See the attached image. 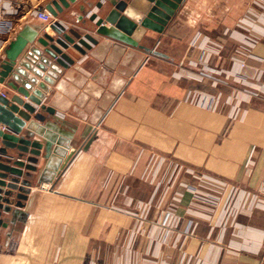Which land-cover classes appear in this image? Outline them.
<instances>
[{
  "label": "crops",
  "instance_id": "0c3cea01",
  "mask_svg": "<svg viewBox=\"0 0 264 264\" xmlns=\"http://www.w3.org/2000/svg\"><path fill=\"white\" fill-rule=\"evenodd\" d=\"M49 1L30 0L5 50L19 34H54L28 13ZM263 6L184 0L165 33L143 40L164 55L110 42L81 55L54 130L78 153L60 173L52 152L43 178L14 191L0 264H178L182 252L188 264H264ZM79 14L74 8L64 22L79 28ZM207 54L226 83L197 74ZM216 97L218 109L201 104ZM174 162L239 188L237 209L213 212L182 247L175 222L185 211L169 207L174 190L164 201L160 186ZM191 200L185 193L183 204ZM165 212L168 226L157 222Z\"/></svg>",
  "mask_w": 264,
  "mask_h": 264
},
{
  "label": "water",
  "instance_id": "95a60500",
  "mask_svg": "<svg viewBox=\"0 0 264 264\" xmlns=\"http://www.w3.org/2000/svg\"><path fill=\"white\" fill-rule=\"evenodd\" d=\"M183 2L50 0L45 8L55 18L54 34L43 32L32 39L19 34L10 42L0 61V230L8 226L14 191L43 178L52 152L60 157L55 164L60 173L78 153L74 143L54 132L60 122L56 105L67 93L70 67L87 51L109 42L164 55L143 40L148 31L165 33ZM74 8L80 12L79 28L64 22Z\"/></svg>",
  "mask_w": 264,
  "mask_h": 264
},
{
  "label": "rangeland",
  "instance_id": "374dc122",
  "mask_svg": "<svg viewBox=\"0 0 264 264\" xmlns=\"http://www.w3.org/2000/svg\"><path fill=\"white\" fill-rule=\"evenodd\" d=\"M260 9L264 11V6L260 7ZM244 28H248L246 23L244 24ZM214 56L215 54H207L203 62H197L198 65L201 64L202 66V70L197 74L200 75L202 79L212 78L218 83H226L223 78L216 77L211 73L214 68L211 69L210 64L214 63ZM243 66L245 68L246 64L244 63ZM230 77L232 76L229 74L228 79ZM259 88L262 89V86L259 85ZM245 89L251 90L250 88ZM160 186L164 193V201H166L167 194L174 190L175 202H173L172 205L170 204L169 207L177 208L179 206L178 208H183L185 211V214L177 215L179 218L177 217L178 219L175 222L180 230L178 239L183 238L181 239L182 242H180L181 247L183 242L193 233V228L196 225L198 226V224L209 222L211 215L212 219H214V217L216 218V215L212 214L213 212H218L220 209L232 212L238 207L237 193L239 192V188L233 187L225 180L217 178L216 176L203 174V172L197 169H190L181 162L173 163L169 178L166 176L164 182H161ZM176 187H179V189ZM188 192L192 194V200L189 204H183L184 194ZM247 201L249 202L248 207H251V199L249 198ZM240 207L241 205H239V208ZM170 217V212H165L163 219L159 214L157 222H161L168 226L170 225ZM229 218H232V215H229ZM165 233L168 234L170 232L167 231ZM162 236L160 240L166 241L165 237L167 235ZM185 256V252H182V257L178 264H188L187 257Z\"/></svg>",
  "mask_w": 264,
  "mask_h": 264
},
{
  "label": "built area",
  "instance_id": "2783aa9c",
  "mask_svg": "<svg viewBox=\"0 0 264 264\" xmlns=\"http://www.w3.org/2000/svg\"><path fill=\"white\" fill-rule=\"evenodd\" d=\"M29 3L30 0H0V56L9 42L10 35L15 33L18 28V20ZM28 13L48 24H52L55 20L45 7L30 8ZM201 102L209 109H218L221 103L218 97L204 99L203 101L201 99ZM2 128H5V126Z\"/></svg>",
  "mask_w": 264,
  "mask_h": 264
}]
</instances>
